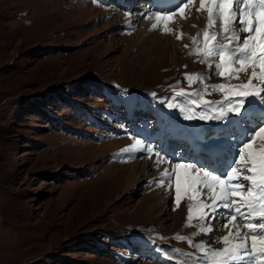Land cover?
<instances>
[{
  "label": "rangeland",
  "instance_id": "1",
  "mask_svg": "<svg viewBox=\"0 0 264 264\" xmlns=\"http://www.w3.org/2000/svg\"><path fill=\"white\" fill-rule=\"evenodd\" d=\"M151 3L0 0V264H204L210 259L208 250L188 243L202 241L205 234L195 219L187 221L183 193L178 208L172 191L163 207L150 200L162 176H146L161 174L163 165L121 153L146 132L153 154L163 153L170 165L198 167L205 153L194 155L170 135L165 136L170 151L158 142V111L180 131L190 125L205 134L220 128L235 139L230 125L223 127L227 120L184 119L180 108L198 113L207 108L174 93H196L191 97L196 101L209 98L215 111L228 93L205 94V88L245 84L253 69L240 79L214 74L218 61L204 58L203 33L229 41L220 27L208 26L206 9V17L196 14L200 0L185 9L180 26L174 21L177 11L169 28L164 24L168 31L162 38L147 22L166 9ZM140 94L149 95L145 103ZM208 138L204 142L210 143ZM212 162L213 174L228 169L221 159ZM136 164L139 171L127 186L121 174ZM146 212L149 221L142 223L139 216ZM222 224L223 217L213 221L214 228ZM226 234L220 229L209 235Z\"/></svg>",
  "mask_w": 264,
  "mask_h": 264
},
{
  "label": "snow or ice",
  "instance_id": "2",
  "mask_svg": "<svg viewBox=\"0 0 264 264\" xmlns=\"http://www.w3.org/2000/svg\"><path fill=\"white\" fill-rule=\"evenodd\" d=\"M192 3L193 0H179L170 14L163 17L157 15L156 20L169 21L177 11L181 18H186L185 9ZM205 7V0H200L197 11H203ZM206 11L208 26H214L218 17L220 35L223 40L229 41L225 44L218 40L216 33H203L204 58L218 61L214 65V74L221 78L240 79L239 74L247 72L249 68L253 69L252 74L245 84L228 88L224 85L206 87L205 94L228 93L215 111L212 108L214 101L203 100L202 97V102L192 100L196 93L180 92L174 95L185 97L196 107L207 108L202 113L194 112L191 108H180L181 112H185L186 120L228 121L223 127L227 129L231 125V135L236 136L238 141L229 145V153L234 158L229 162L228 169L216 174H213L215 169L206 168L205 164L197 167L192 163L173 161L171 170L165 168L162 179L157 183L173 186L170 191L174 193L172 202L176 208L180 206L182 193L187 197V221L195 219L200 233L212 234L220 229L228 231L227 235L219 238L224 245L222 250L212 247L217 241L208 245L203 241L194 245L191 239L188 241L198 251L208 248L207 255L211 259L205 260L204 264H264V110L257 116L246 103L250 98L257 97L264 103V0H235V4L233 0H208ZM157 26L153 23L151 28L156 29ZM186 79L191 80V77ZM167 107L172 108L173 104L169 103ZM257 140L259 144L254 147ZM225 143L227 137H222L209 151ZM154 151L147 142L137 139L131 148L122 150L121 155L126 153L129 158L152 159ZM136 152L142 155L134 156ZM205 160L207 163L209 158L205 157ZM153 162L159 168L165 162V155L157 152ZM222 217L224 223L220 228H214L213 221L218 222ZM175 238L183 240V237Z\"/></svg>",
  "mask_w": 264,
  "mask_h": 264
},
{
  "label": "bare ground",
  "instance_id": "3",
  "mask_svg": "<svg viewBox=\"0 0 264 264\" xmlns=\"http://www.w3.org/2000/svg\"><path fill=\"white\" fill-rule=\"evenodd\" d=\"M116 1H119V0H116ZM120 2V1H119ZM124 2V0H122L121 1V3H123ZM153 3L154 4H152V5H156V6H167V7H170V9H171V7L172 6H175L176 4H178L179 3V0H153ZM233 3H235V0H233ZM205 5H206V7H205V9L207 8V6H208V0H205ZM158 9H160V8H158ZM166 9V8H165ZM173 9V8H172ZM156 10H157V8H156ZM207 12V11H206ZM165 14H167V13H165ZM196 14L197 15H204L205 17H206V14L203 12V11H197L196 10ZM157 15H160V16H164V14H160L159 12H157V13H155V19H149L148 20V18H147V20H148V22H147V27L148 28H150V24H153V23H156L160 28H158V26H157V29H156V37H158V38H162L163 37V31H165V25L164 24H166V25H168V28H169V26L172 24V19H173V17H172V19L171 20H169V21H163V22H158L157 20H156V16ZM185 15V14H184ZM196 15V16H197ZM208 16V15H207ZM176 19H174V21L175 22H178V24H179V26L183 23V20H184V18H181V15H180V13H178V14H176ZM203 17V16H202ZM150 18V17H149ZM218 18V17H217ZM214 24H215V26H217V27H220L221 28V24H220V21L218 20V19H215V21H214ZM195 26V25H194ZM190 28H191V26H190ZM189 28V33H190V37H188L189 39H191L193 36H194V32H193V29H190ZM198 28V27H197ZM196 29V28H195ZM219 30V29H218ZM164 40H166L167 38H163ZM258 101H260V99L259 98H255V99H251L250 100V103L251 104H255L256 102L258 103ZM261 103V102H260ZM261 105V104H260ZM254 106V105H253ZM261 110H264L262 107L261 108H258V109H254V114L255 115H260V113H261ZM159 112V111H158ZM167 116H169V115H167ZM158 121H159V124L162 126V131H161V135L159 136V138H158V141H162V142H166L165 141V134H167L166 132H164V130L166 131V128H168L169 129V131H170V133L172 134V137L174 138V140H176L177 142H184L185 144H187L188 146H191V148L193 149V152H194V154L197 152V151H200V150H204L205 151V153L207 154V156H210V157H216L217 155H218V153H224L226 150H227V148H228V146L229 145H231V144H234V143H236L235 141H233V140H231V139H228L227 138V143H225V144H223V145H221L220 147H218V148H215V147H212L211 148V151H209V148L212 146V145H214V144H212V142H210V143H206V142H204V140L206 139V137L208 138V135L210 134V133H207V134H205V131H202V132H197L198 130H200L201 129V127H197V129L196 130H194V129H192L193 128V126L192 127H188V128H184V127H181V131L179 130V127H177L176 126V124H174V123H171L170 122V124L169 125H167V123L164 121V119H162L163 117L161 116V114H159L158 116ZM162 117V118H161ZM160 118L163 120V121H161L160 120ZM165 120H167V119H165ZM189 131V132H188ZM186 132H188V133H186ZM216 132V131H215ZM214 132V133H215ZM169 133V134H170ZM213 133V132H212ZM222 134H220V140H221V138L222 137H225V135H222ZM140 139H141V141L142 142H144L145 140H147V137L144 135V134H140ZM210 140V139H209ZM219 140V141H220ZM211 141V140H210ZM218 141V142H219ZM135 144V143H134ZM133 144V145H134ZM259 144V140H257V142H256V145H254V147H256L257 145ZM166 146H167V148L169 147V143L167 142L166 143ZM137 153H139V152H137ZM156 158V154H153V157H152V161H154V159ZM144 160H146V159H144ZM149 161V160H148ZM154 163V162H153ZM161 165H163V167H161L160 169H161V174H156L155 175V173H154V171L153 170H151V171H153V173H152V175H150V176H146V175H144V176H146V177H151V176H162V173H163V170L165 169V168H167V169H169V168H172L171 166L172 165H170V164H168V162L165 160V162L164 163H162ZM139 166V165H138ZM138 166H137V164L135 165V167H132L131 168V173H122L121 174V176L123 177V175H125L126 176V181L124 182L125 183V185H127V186H129V184L133 181V179H132V177H134L135 176V174L137 175V172L139 171V168H138ZM147 169V168H146ZM141 171V170H140ZM189 171H194L193 169H190ZM147 172V171H146ZM149 172V171H148ZM158 172V171H157ZM145 174V173H144ZM150 174V173H149ZM182 175H183V173H182ZM157 176V177H158ZM169 185L168 184H165V185H163V186H161L159 183H157V182H155V186H154V190H155V194H154V196L152 197V198H150V200L151 201H154V203L156 202V205H158L157 203H159L160 204V207H163L167 202H168V200L170 199V194H171V191H169L170 189H169ZM128 188V187H127ZM163 189L164 190V196H162V193L160 192V190L159 189ZM156 199V200H155ZM170 201V200H169ZM187 203H189V201L187 200L186 201ZM187 206H188V204H186V208H187ZM194 207H195V205H194ZM140 214V213H139ZM187 214V213H186ZM139 218H140V221L142 222V223H147L148 221H149V218H148V212H146V213H143V214H141L140 216H139ZM178 219V216L177 215H175L174 216V219L173 220H175V222H177V221H179V220H177ZM223 223H224V219H223ZM243 230V229H242ZM226 232H227V234H228V231L226 230ZM243 232V231H242ZM226 234V235H227ZM196 237V236H195ZM205 238L204 239H202V241L205 243V245H208V244H210V243H212L213 241H217L216 243H214V244H212V247L215 249V250H222V248L224 247V245H223V243L222 242H219V239L217 238V236L216 235H214V236H212V235H209V234H205V236H204ZM197 239V238H196ZM218 245H220V247H218V249H217V246ZM221 248V249H220ZM206 250H208V248L206 247L205 248ZM205 249H204V253L206 254V252H205ZM204 258V257H203ZM211 259V258H210Z\"/></svg>",
  "mask_w": 264,
  "mask_h": 264
},
{
  "label": "trees",
  "instance_id": "4",
  "mask_svg": "<svg viewBox=\"0 0 264 264\" xmlns=\"http://www.w3.org/2000/svg\"><path fill=\"white\" fill-rule=\"evenodd\" d=\"M59 96H61L60 99H61L62 101H66V100H67L66 97H65L64 95H63V96H62V95H59ZM84 103H85V102H83V104H84Z\"/></svg>",
  "mask_w": 264,
  "mask_h": 264
}]
</instances>
